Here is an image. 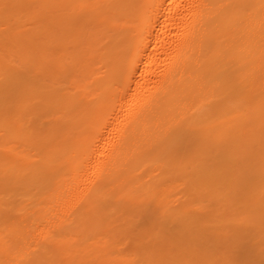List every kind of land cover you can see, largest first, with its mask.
<instances>
[{"label": "bare ground", "instance_id": "1", "mask_svg": "<svg viewBox=\"0 0 264 264\" xmlns=\"http://www.w3.org/2000/svg\"><path fill=\"white\" fill-rule=\"evenodd\" d=\"M0 264H264V0H0Z\"/></svg>", "mask_w": 264, "mask_h": 264}, {"label": "rangeland", "instance_id": "2", "mask_svg": "<svg viewBox=\"0 0 264 264\" xmlns=\"http://www.w3.org/2000/svg\"><path fill=\"white\" fill-rule=\"evenodd\" d=\"M121 247H123V245Z\"/></svg>", "mask_w": 264, "mask_h": 264}]
</instances>
